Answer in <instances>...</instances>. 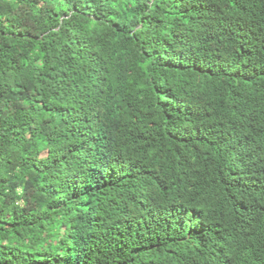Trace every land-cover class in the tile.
I'll return each instance as SVG.
<instances>
[{"label":"trees","instance_id":"obj_1","mask_svg":"<svg viewBox=\"0 0 264 264\" xmlns=\"http://www.w3.org/2000/svg\"><path fill=\"white\" fill-rule=\"evenodd\" d=\"M0 264H264V0H0Z\"/></svg>","mask_w":264,"mask_h":264}]
</instances>
